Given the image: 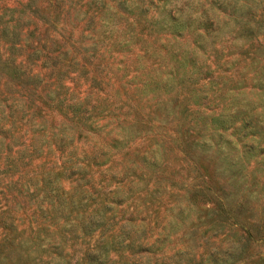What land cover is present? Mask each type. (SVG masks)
<instances>
[{"label":"rangeland","instance_id":"rangeland-1","mask_svg":"<svg viewBox=\"0 0 264 264\" xmlns=\"http://www.w3.org/2000/svg\"><path fill=\"white\" fill-rule=\"evenodd\" d=\"M178 263L264 264V0H0V264Z\"/></svg>","mask_w":264,"mask_h":264},{"label":"trees","instance_id":"trees-1","mask_svg":"<svg viewBox=\"0 0 264 264\" xmlns=\"http://www.w3.org/2000/svg\"><path fill=\"white\" fill-rule=\"evenodd\" d=\"M221 187V185L219 184V188ZM221 189V188H220ZM179 264V263H178Z\"/></svg>","mask_w":264,"mask_h":264}]
</instances>
